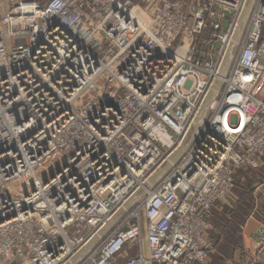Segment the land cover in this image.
<instances>
[{"label":"built area","instance_id":"obj_1","mask_svg":"<svg viewBox=\"0 0 264 264\" xmlns=\"http://www.w3.org/2000/svg\"><path fill=\"white\" fill-rule=\"evenodd\" d=\"M194 1L0 0V264L70 262L222 80L185 154L79 263L207 264L217 204L264 170V0L224 79L247 0Z\"/></svg>","mask_w":264,"mask_h":264},{"label":"water","instance_id":"obj_2","mask_svg":"<svg viewBox=\"0 0 264 264\" xmlns=\"http://www.w3.org/2000/svg\"><path fill=\"white\" fill-rule=\"evenodd\" d=\"M256 0H247L244 10L241 14V17L239 19L238 27L235 31V34L232 38L231 44L229 46L227 55L223 61L221 70H220V77L224 79L232 66L233 60L240 48V45L242 43L246 27L249 22L250 15L253 11V8L255 6ZM225 17L223 18V33L226 32L229 21L228 18H230V14L228 12H225ZM220 45V42L215 43L214 48L218 49ZM222 80L218 81L217 84L213 86V88L210 90L206 100L204 101L199 114L195 118L194 122L192 123L182 145L179 147V149L174 152L170 158L164 162V164L157 170V172L148 180L146 183V189H141L131 200L128 204H126L111 220V222L107 225V227L100 232L95 238L91 240V242L83 248V250L75 256L70 262L67 264H79L88 254H90L100 243L102 238L115 226L121 218L129 211L137 202H140L144 200L148 196V192L154 190V188L157 186V184L162 180V178L173 168V166L181 159V157L185 154L189 146L192 144L193 140L197 136L199 130L205 123L212 103L217 99L219 92L222 88ZM144 191H147V194L142 196Z\"/></svg>","mask_w":264,"mask_h":264},{"label":"rangeland","instance_id":"obj_3","mask_svg":"<svg viewBox=\"0 0 264 264\" xmlns=\"http://www.w3.org/2000/svg\"><path fill=\"white\" fill-rule=\"evenodd\" d=\"M187 7L192 9L194 6H196V1L194 0H183ZM233 195V194H232ZM237 195L241 197L240 201H244L242 204V209L239 213L236 211V216L238 215L242 220H244V215L247 213L248 216L245 219V221L252 215V213H255V204L256 200L252 196H246L244 193H238ZM259 195L257 194V198ZM244 204H248L250 208L245 207ZM262 211L264 212V208H262ZM214 217V216H213ZM235 217V216H234ZM233 216L231 217V221L229 222L228 226L231 227L227 229L226 233H224V236H215L214 231L209 233L210 238L212 241L216 243V251L211 256L207 264H264V235L262 236H246L241 228H243V225H239V228L234 230V224L233 222H238V218L236 217V220H234ZM258 220L264 224V215L262 214L259 217ZM233 220V222H232ZM214 221V220H212ZM244 221V223H245ZM232 222V223H230ZM214 222H212L213 225ZM243 223V224H244ZM239 224V223H238ZM233 226V227H232ZM264 227V226H263ZM235 231V233H234ZM264 233V230H261V234ZM260 235V232H259ZM218 238V239H217ZM233 239L232 242L229 240ZM228 241V242H227ZM221 245H227L225 246L226 249L221 250Z\"/></svg>","mask_w":264,"mask_h":264},{"label":"crops","instance_id":"obj_4","mask_svg":"<svg viewBox=\"0 0 264 264\" xmlns=\"http://www.w3.org/2000/svg\"><path fill=\"white\" fill-rule=\"evenodd\" d=\"M239 189L234 191L232 197L222 202H219L214 210V217L212 222L215 236H224L227 229H229V222L231 221L232 213L238 208L241 197L237 195V192H247L256 200L255 213L245 221L243 224V232L246 236H260L259 232L264 229V224L261 223L256 216L262 217L264 212V170L258 172L243 171L238 175ZM257 194L259 197L257 198ZM218 239V238H217Z\"/></svg>","mask_w":264,"mask_h":264},{"label":"trees","instance_id":"obj_5","mask_svg":"<svg viewBox=\"0 0 264 264\" xmlns=\"http://www.w3.org/2000/svg\"><path fill=\"white\" fill-rule=\"evenodd\" d=\"M236 180H237V186H236V188H235L234 191H238V189H239V188H238V187H239V180H238V177L236 178ZM243 193H244V195H246V196H251V195H250L249 193H247V192H243ZM251 197H252V196H251ZM243 203H244V201H243V202H242V201L239 202L238 208H237V210H236V211H238L239 213H242V212H240V210L242 209L241 207H242V204H243ZM244 206H245V207H248L249 205H248V204H244ZM248 208H250V206H249ZM236 211L232 213V216H233V217L235 216V217L233 218L234 220H236V217H237V218H238V222H233V220H232L233 223H232V222H230V223H232V225L234 224V225H233V226H234V230L237 231V229L239 228V225H243V223H244V221H245V219L247 218V216H248L249 213H247V215L245 214V215H244V220H242L238 215L236 216V214H237ZM238 223H239V224H238ZM233 226H232V227H233ZM229 228H231V227H229ZM234 233H235V231H234ZM232 240H233V239H230L229 241L232 242ZM227 242H228V241H227ZM215 244H216V243H215ZM225 246H227V245H224V244L221 245V244H220L221 250H222L223 248L226 249Z\"/></svg>","mask_w":264,"mask_h":264},{"label":"bare ground","instance_id":"obj_6","mask_svg":"<svg viewBox=\"0 0 264 264\" xmlns=\"http://www.w3.org/2000/svg\"><path fill=\"white\" fill-rule=\"evenodd\" d=\"M147 194V191H144V193L142 194V196L146 195Z\"/></svg>","mask_w":264,"mask_h":264}]
</instances>
